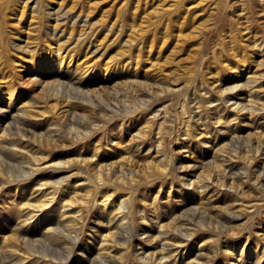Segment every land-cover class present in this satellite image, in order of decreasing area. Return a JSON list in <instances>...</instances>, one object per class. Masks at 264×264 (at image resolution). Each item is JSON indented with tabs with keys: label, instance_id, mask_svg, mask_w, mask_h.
<instances>
[{
	"label": "rangeland",
	"instance_id": "rangeland-1",
	"mask_svg": "<svg viewBox=\"0 0 264 264\" xmlns=\"http://www.w3.org/2000/svg\"><path fill=\"white\" fill-rule=\"evenodd\" d=\"M0 264H264V0H0Z\"/></svg>",
	"mask_w": 264,
	"mask_h": 264
},
{
	"label": "bare ground",
	"instance_id": "bare-ground-1",
	"mask_svg": "<svg viewBox=\"0 0 264 264\" xmlns=\"http://www.w3.org/2000/svg\"><path fill=\"white\" fill-rule=\"evenodd\" d=\"M49 59H50L49 57H48V58H47V57L45 58V61L47 62V67H48V68H51V65H53V67H54L55 65H57L55 61L52 62V63L50 64V63H49V61H50ZM57 63H58V62H57ZM59 67H60L61 69H62V68H66L65 62H64L63 60H60V65H59ZM108 197H109V196H107L106 199L103 200V206H104V207H107L108 204H109ZM121 202H122V204L125 203V201H124L123 199H122ZM125 218H126L125 215H123L122 217H120L121 222H124Z\"/></svg>",
	"mask_w": 264,
	"mask_h": 264
}]
</instances>
